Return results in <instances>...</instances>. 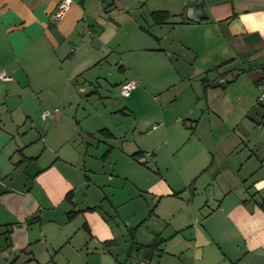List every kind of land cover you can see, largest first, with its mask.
I'll list each match as a JSON object with an SVG mask.
<instances>
[{"label": "crops", "instance_id": "crops-1", "mask_svg": "<svg viewBox=\"0 0 264 264\" xmlns=\"http://www.w3.org/2000/svg\"><path fill=\"white\" fill-rule=\"evenodd\" d=\"M59 1L0 0V264H264V0ZM113 57L142 113L95 131Z\"/></svg>", "mask_w": 264, "mask_h": 264}, {"label": "rangeland", "instance_id": "rangeland-1", "mask_svg": "<svg viewBox=\"0 0 264 264\" xmlns=\"http://www.w3.org/2000/svg\"><path fill=\"white\" fill-rule=\"evenodd\" d=\"M76 48L74 46L73 50ZM117 57H113L109 64V71L104 74L102 80H100V85L94 86L91 82H82L79 87L85 89V93L76 94L73 98L74 108L72 109V115L76 112L78 113V120L86 128H91L97 131L98 127H104L102 125H111V127H116V125L125 124L127 127H132L134 125V114L137 115L142 113V103L140 96L143 94V88L138 87L137 90L132 92L131 96H124L121 94L120 80L118 79L119 73ZM108 67H106V70ZM105 70V71H106ZM181 87H174L170 90L171 96L177 95L181 91ZM69 100L58 102L56 100L49 101L54 107H58L60 113L67 111L70 106ZM48 102V103H49ZM113 111H119L118 117H113ZM126 114L124 115L123 112ZM68 112V111H67ZM103 112V115L98 113ZM76 113V114H77ZM133 113V114H132ZM75 121V120H74ZM43 124L46 122L42 121ZM148 157V155H146ZM125 255L120 258L121 264H132L131 260L125 261ZM101 263V261H100ZM93 264V262H91ZM101 264H116L110 257H106L105 261Z\"/></svg>", "mask_w": 264, "mask_h": 264}, {"label": "built area", "instance_id": "built-area-1", "mask_svg": "<svg viewBox=\"0 0 264 264\" xmlns=\"http://www.w3.org/2000/svg\"><path fill=\"white\" fill-rule=\"evenodd\" d=\"M72 5V0H60L57 4L55 10L52 13V18L55 20L62 19L65 14L69 11L70 7ZM11 77L7 74L6 71L0 70V79L7 80ZM139 85L138 80L131 78L127 81H125L121 86V92L124 96H130L132 91L135 90ZM259 89V99L262 100L264 98V85L260 84L258 86ZM83 91V89H81ZM58 109H56L57 111ZM52 115V113L49 110H45L42 114L43 118H47L48 116ZM141 264H145L144 262H141Z\"/></svg>", "mask_w": 264, "mask_h": 264}, {"label": "trees", "instance_id": "trees-1", "mask_svg": "<svg viewBox=\"0 0 264 264\" xmlns=\"http://www.w3.org/2000/svg\"><path fill=\"white\" fill-rule=\"evenodd\" d=\"M167 17V15L166 16H164L163 18H166ZM227 84V81L226 80H224L223 82H221V83H219V85H221V86H224V85H226ZM260 206L264 209V198L261 200V202H260ZM158 244V241L157 240H154L152 243H151V247H156V245Z\"/></svg>", "mask_w": 264, "mask_h": 264}]
</instances>
